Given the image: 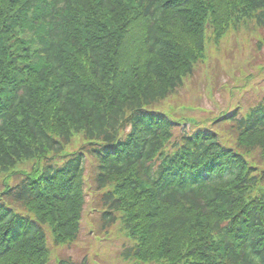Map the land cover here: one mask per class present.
Wrapping results in <instances>:
<instances>
[{"label": "trees", "instance_id": "16d2710c", "mask_svg": "<svg viewBox=\"0 0 264 264\" xmlns=\"http://www.w3.org/2000/svg\"><path fill=\"white\" fill-rule=\"evenodd\" d=\"M237 39L264 0H0V264H93L62 247L114 226L123 264H264V98L163 112Z\"/></svg>", "mask_w": 264, "mask_h": 264}, {"label": "rangeland", "instance_id": "374dc122", "mask_svg": "<svg viewBox=\"0 0 264 264\" xmlns=\"http://www.w3.org/2000/svg\"><path fill=\"white\" fill-rule=\"evenodd\" d=\"M241 44L239 39L236 43L237 51L233 52L232 47H230L228 53L220 58L226 73L220 70L222 68L218 66L216 58L211 63L209 60L206 65H202L196 71L193 78L186 80L185 86L178 91L176 97H171L170 102L168 100L164 102L163 112L173 118L185 116L195 121H202V117H213L221 111H231L238 108L244 112L248 105L264 98V68L258 65V63H264V48L256 53L250 45H244L241 48ZM220 55L221 53L217 56ZM257 56L262 57V60L258 59ZM212 68L216 74L219 73L214 89L211 85L212 79H209L212 76ZM240 70L242 72L239 75ZM247 74H250L249 78H245ZM235 84H244V87L234 88ZM82 223L84 233L88 232L93 224L89 208L85 210ZM91 233L92 236L89 237L86 234L83 241L75 243L69 248L68 246L62 247L61 254L71 255L74 259L80 260L84 254L88 255L94 248H97L96 254L92 257L95 260L99 261L100 259L103 264H123L120 261L119 251L127 241L121 235L119 226L112 227L111 236L102 237L101 241L94 239V232ZM92 238L93 242L91 241ZM48 243L50 246L52 245L50 239ZM58 254L59 250L52 249L48 264H56V260L59 258ZM90 262L92 263L91 258Z\"/></svg>", "mask_w": 264, "mask_h": 264}]
</instances>
